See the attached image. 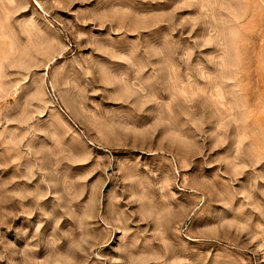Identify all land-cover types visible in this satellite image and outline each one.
<instances>
[{"label": "rangeland", "instance_id": "374dc122", "mask_svg": "<svg viewBox=\"0 0 264 264\" xmlns=\"http://www.w3.org/2000/svg\"><path fill=\"white\" fill-rule=\"evenodd\" d=\"M0 264H264V0H0Z\"/></svg>", "mask_w": 264, "mask_h": 264}]
</instances>
